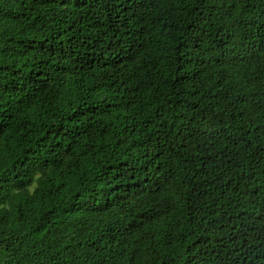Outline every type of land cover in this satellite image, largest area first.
I'll use <instances>...</instances> for the list:
<instances>
[{
	"label": "trees",
	"instance_id": "trees-1",
	"mask_svg": "<svg viewBox=\"0 0 264 264\" xmlns=\"http://www.w3.org/2000/svg\"><path fill=\"white\" fill-rule=\"evenodd\" d=\"M0 264H264V0H0Z\"/></svg>",
	"mask_w": 264,
	"mask_h": 264
}]
</instances>
